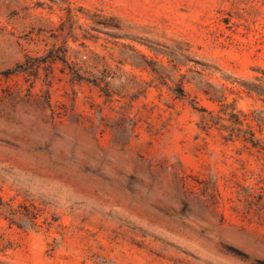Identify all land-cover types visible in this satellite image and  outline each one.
I'll use <instances>...</instances> for the list:
<instances>
[{"label": "rangeland", "instance_id": "374dc122", "mask_svg": "<svg viewBox=\"0 0 264 264\" xmlns=\"http://www.w3.org/2000/svg\"><path fill=\"white\" fill-rule=\"evenodd\" d=\"M256 79L264 0H0V264H264V154L201 129Z\"/></svg>", "mask_w": 264, "mask_h": 264}, {"label": "trees", "instance_id": "16d2710c", "mask_svg": "<svg viewBox=\"0 0 264 264\" xmlns=\"http://www.w3.org/2000/svg\"><path fill=\"white\" fill-rule=\"evenodd\" d=\"M18 1V0H12ZM61 64L63 69L60 70L61 74H64V66L69 67L67 60L65 59V51H61L55 47L48 50L42 57H31L25 55L24 60L16 67L14 72L11 73H24L27 76L32 78H38L39 69L44 65L48 70H51L54 65ZM71 76L75 74L73 68L70 67ZM48 80V76H47ZM79 80L74 77L70 80V85H74ZM257 84H239L247 93L255 94L263 103H264V87L263 83L256 79ZM47 85L51 87V82H47ZM205 95L208 97V100L211 102L221 103L224 99L223 95L219 97H212L206 91ZM223 106V110H220L218 114L210 111L208 112L205 109L202 111L206 112L208 117H202L201 119V129L203 131H208L212 128L216 129L220 134L224 142H235L238 141L243 144V147L247 150L255 151L257 154H264V115L262 112H252L250 116L243 114L238 111L235 112L234 109H231L230 112L227 110V105L220 104ZM193 109H196L195 106H192ZM53 114H56L52 110ZM221 113V114H220ZM249 121V123L247 122ZM251 123V124H250ZM263 136L257 138L255 134ZM10 211L13 215H17L18 210L10 208Z\"/></svg>", "mask_w": 264, "mask_h": 264}]
</instances>
